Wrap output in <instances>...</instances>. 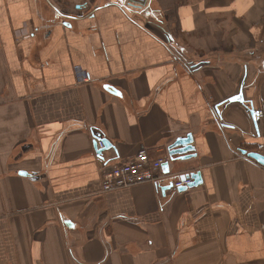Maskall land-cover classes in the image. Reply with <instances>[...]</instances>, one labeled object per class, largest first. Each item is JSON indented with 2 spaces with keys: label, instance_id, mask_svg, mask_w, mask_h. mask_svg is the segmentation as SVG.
Masks as SVG:
<instances>
[{
  "label": "crops",
  "instance_id": "1",
  "mask_svg": "<svg viewBox=\"0 0 264 264\" xmlns=\"http://www.w3.org/2000/svg\"><path fill=\"white\" fill-rule=\"evenodd\" d=\"M262 65L264 0H0V264H264V167L238 157ZM187 135L161 182L101 192Z\"/></svg>",
  "mask_w": 264,
  "mask_h": 264
},
{
  "label": "built area",
  "instance_id": "2",
  "mask_svg": "<svg viewBox=\"0 0 264 264\" xmlns=\"http://www.w3.org/2000/svg\"><path fill=\"white\" fill-rule=\"evenodd\" d=\"M87 76L81 74L78 76V83L87 82ZM263 112L261 109L255 111V118L262 119ZM97 148L101 149V143H97ZM264 150V144L256 145L255 151L260 154ZM241 160H250L246 154L238 155ZM251 161V160H250ZM165 160L159 159L155 161L148 160L147 153L144 150H140L136 153L133 161L127 162L113 167L106 172L102 179L101 192H111L122 189H128L131 186L140 185L143 183H153L157 184L161 179H159V171H161V166L164 164ZM161 182V181H160ZM191 183L188 180H173L172 189L177 190L183 187H187Z\"/></svg>",
  "mask_w": 264,
  "mask_h": 264
},
{
  "label": "water",
  "instance_id": "3",
  "mask_svg": "<svg viewBox=\"0 0 264 264\" xmlns=\"http://www.w3.org/2000/svg\"><path fill=\"white\" fill-rule=\"evenodd\" d=\"M105 90H107V92H111V93H115L114 90L108 86L105 87ZM243 103L242 97L240 95L231 98L230 100H228V103ZM250 103H245L244 105L247 106V109H249V113H250V118H252L253 120H255V112L249 107ZM94 137V142H93V150L95 153V156L102 160V154L108 150H110L112 148L111 144L105 140L104 137H102V135L99 133H94L92 134ZM101 143L102 148L98 149L97 148V143ZM193 142V138L191 135H187L185 138H180L174 141L173 144H171V146H168L167 149V155H168V159H166V161L164 162V164L161 166V170L163 169V173L165 175H168L170 172V164H173L174 162H181V161H187L192 157H195V154H191L194 151V148L192 146H189L191 143ZM245 154V152H243ZM177 157V158H175ZM247 157L250 158L251 160L255 161L258 165L263 166L264 167V157L261 156L260 154L257 153H248ZM175 158V159H173ZM20 176H25V177H31L28 176L25 173H19ZM190 180L191 183H189V185L187 187H183L180 189H177L176 191L181 193V192H185L188 189H192V188H196L198 186L201 185L202 183V179H201V174L199 172H195V173H189V174H185L182 175L179 180ZM172 181L167 184L165 190L168 189H172ZM68 225V224H67Z\"/></svg>",
  "mask_w": 264,
  "mask_h": 264
},
{
  "label": "trees",
  "instance_id": "4",
  "mask_svg": "<svg viewBox=\"0 0 264 264\" xmlns=\"http://www.w3.org/2000/svg\"><path fill=\"white\" fill-rule=\"evenodd\" d=\"M243 151H246V150H243Z\"/></svg>",
  "mask_w": 264,
  "mask_h": 264
},
{
  "label": "rangeland",
  "instance_id": "5",
  "mask_svg": "<svg viewBox=\"0 0 264 264\" xmlns=\"http://www.w3.org/2000/svg\"><path fill=\"white\" fill-rule=\"evenodd\" d=\"M262 66H264V65H262Z\"/></svg>",
  "mask_w": 264,
  "mask_h": 264
},
{
  "label": "bare ground",
  "instance_id": "6",
  "mask_svg": "<svg viewBox=\"0 0 264 264\" xmlns=\"http://www.w3.org/2000/svg\"><path fill=\"white\" fill-rule=\"evenodd\" d=\"M258 154V153H257Z\"/></svg>",
  "mask_w": 264,
  "mask_h": 264
}]
</instances>
